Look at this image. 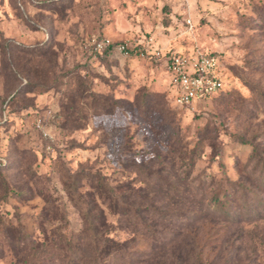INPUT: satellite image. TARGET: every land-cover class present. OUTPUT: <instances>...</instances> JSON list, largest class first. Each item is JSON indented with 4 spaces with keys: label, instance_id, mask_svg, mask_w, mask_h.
I'll list each match as a JSON object with an SVG mask.
<instances>
[{
    "label": "rangeland",
    "instance_id": "rangeland-1",
    "mask_svg": "<svg viewBox=\"0 0 264 264\" xmlns=\"http://www.w3.org/2000/svg\"><path fill=\"white\" fill-rule=\"evenodd\" d=\"M197 50L224 89L178 106ZM87 214L152 264H264V0H0V264Z\"/></svg>",
    "mask_w": 264,
    "mask_h": 264
},
{
    "label": "trees",
    "instance_id": "trees-1",
    "mask_svg": "<svg viewBox=\"0 0 264 264\" xmlns=\"http://www.w3.org/2000/svg\"><path fill=\"white\" fill-rule=\"evenodd\" d=\"M118 42H114L116 44ZM107 50H113V45ZM103 51V52H105ZM219 201V199L217 198ZM228 200V199H227ZM226 200V201H227ZM225 204L222 203L219 207L222 209L221 213L226 214ZM88 219V227L82 231L70 233L68 237L62 235L59 239L60 246L51 251L46 249L47 243H38L31 252L25 254L22 259V264H152L151 260H155V249H151L147 256L137 258L134 250H128L130 244L128 241L119 242L110 237L108 228L100 215L94 214L93 218L89 214L86 215ZM63 238V239H62ZM162 244V243H161ZM163 246H160L162 248ZM31 249V248H30ZM25 251V249H24ZM163 251V250H159ZM174 252V251H173ZM171 253L172 257L176 254ZM167 259L162 256V259ZM165 259V260H166ZM162 264L158 261L157 264ZM164 264V261H163ZM172 264L173 261H172Z\"/></svg>",
    "mask_w": 264,
    "mask_h": 264
},
{
    "label": "built area",
    "instance_id": "built-area-1",
    "mask_svg": "<svg viewBox=\"0 0 264 264\" xmlns=\"http://www.w3.org/2000/svg\"><path fill=\"white\" fill-rule=\"evenodd\" d=\"M113 49L128 57L132 50L120 42L103 37L94 40L92 47L103 52ZM171 85L174 87V102L178 106H192L201 99H211L224 89L220 70V58L197 50L194 54H174L166 61Z\"/></svg>",
    "mask_w": 264,
    "mask_h": 264
}]
</instances>
